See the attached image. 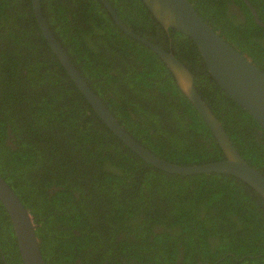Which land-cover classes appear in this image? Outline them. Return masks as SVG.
Here are the masks:
<instances>
[{"label":"trees","instance_id":"obj_1","mask_svg":"<svg viewBox=\"0 0 264 264\" xmlns=\"http://www.w3.org/2000/svg\"><path fill=\"white\" fill-rule=\"evenodd\" d=\"M89 88L153 154L180 165L223 159L163 62L122 33L98 0H39ZM132 32L170 51L241 157L264 175V132L217 87L193 42L140 0H107ZM264 72V28L242 0H188ZM264 23V0H247ZM0 176L36 221L45 264H264V200L219 173L169 174L131 152L65 73L29 0H0ZM0 264H21L0 204Z\"/></svg>","mask_w":264,"mask_h":264},{"label":"water","instance_id":"obj_2","mask_svg":"<svg viewBox=\"0 0 264 264\" xmlns=\"http://www.w3.org/2000/svg\"><path fill=\"white\" fill-rule=\"evenodd\" d=\"M29 1L36 25L65 73L103 124L131 152L145 163L169 174L219 173L232 176L245 183L264 200V175L249 165L237 152L219 121L198 95L192 73L170 51H165L144 37L132 32L121 21L107 0H98L114 25L122 33L148 48L163 62L172 75L178 90L191 103L211 132L223 156L221 160L193 165H180L169 162L141 146L120 126L81 77L50 31L41 12L40 1ZM140 1L165 31L169 28L173 29L187 36L193 42L207 73L217 87L247 112L264 132V72L255 66L249 58L235 50L217 32L213 31L202 20L188 0ZM242 1L247 6L256 24L264 28V23L258 19L253 6L247 0ZM0 204L11 223L21 264H45L39 250L38 238L35 234L36 221L33 220L28 209L21 203L20 199L1 176Z\"/></svg>","mask_w":264,"mask_h":264},{"label":"flooded vegetation","instance_id":"obj_3","mask_svg":"<svg viewBox=\"0 0 264 264\" xmlns=\"http://www.w3.org/2000/svg\"><path fill=\"white\" fill-rule=\"evenodd\" d=\"M228 7L234 14H236V18H242V13L240 12L238 5L234 4L233 0H231Z\"/></svg>","mask_w":264,"mask_h":264}]
</instances>
